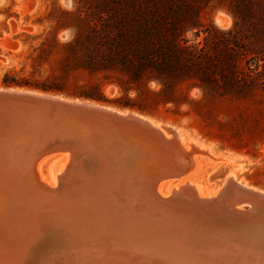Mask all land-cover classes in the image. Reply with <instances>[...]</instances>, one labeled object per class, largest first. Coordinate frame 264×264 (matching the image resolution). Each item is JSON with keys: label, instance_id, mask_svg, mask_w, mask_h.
Listing matches in <instances>:
<instances>
[{"label": "bare ground", "instance_id": "obj_1", "mask_svg": "<svg viewBox=\"0 0 264 264\" xmlns=\"http://www.w3.org/2000/svg\"><path fill=\"white\" fill-rule=\"evenodd\" d=\"M119 113L143 123L118 120L124 135L117 136L69 121L41 126L23 123L21 116L17 123L0 117V256H7L6 264L9 254L15 261L10 264H21L31 250L49 264H264L263 253L250 254L233 242L229 225L243 211L235 203L246 199L244 191H264L232 174L231 190L229 184L215 194L203 196L188 179L160 190L168 180L155 184V175L160 180L189 174L196 148L170 126L136 112ZM30 127L37 135L76 137L81 149L97 151L96 166L87 171L67 154L52 178L42 179L39 170L48 157L36 159L38 140Z\"/></svg>", "mask_w": 264, "mask_h": 264}, {"label": "trees", "instance_id": "obj_2", "mask_svg": "<svg viewBox=\"0 0 264 264\" xmlns=\"http://www.w3.org/2000/svg\"><path fill=\"white\" fill-rule=\"evenodd\" d=\"M209 10L226 11L233 27L205 26ZM55 19L54 33L31 55L34 63L53 62L49 74L34 81L6 75L5 86L109 103L105 87L113 85L123 109L188 105L200 117L213 105L264 93V0H73ZM60 30L73 38L59 42ZM193 89L199 99L189 97Z\"/></svg>", "mask_w": 264, "mask_h": 264}, {"label": "rangeland", "instance_id": "obj_3", "mask_svg": "<svg viewBox=\"0 0 264 264\" xmlns=\"http://www.w3.org/2000/svg\"><path fill=\"white\" fill-rule=\"evenodd\" d=\"M72 9L73 0H0V89L54 95L100 104L121 112L132 111L152 119L157 125L174 128L186 143L196 148L195 152L192 151L195 166L192 168L193 171L178 178L179 180L175 178L162 182L164 184L159 188L164 192L168 191L174 181L175 185H180L191 180L190 182L198 186L203 196L215 194L222 190L231 174L236 175L239 182L264 191V93L245 102L213 105L210 112L207 109L205 117H200L188 105L180 108L173 105L158 106L147 109L145 113L123 109L117 105L122 94L113 85L105 87L109 103L31 88L5 86L3 81L6 75L20 74L29 81L46 78L53 62L34 63L31 55L35 56L34 48L39 47L50 32L54 33L55 18L61 16L62 11ZM220 17L229 20L226 26L219 24ZM202 21L205 26H211L219 31H227L234 25L233 18L224 10L206 11ZM55 34L61 43L73 38L71 30H60ZM202 37L197 41L202 40ZM188 39L196 42L194 32L188 34ZM33 72L36 74L33 75ZM151 88L158 89L156 84H151ZM189 97L199 99L201 93L193 89ZM64 155L67 154H50L42 159L48 157L42 166L43 169L39 170L42 179L45 176L52 178L53 171L63 163L61 156Z\"/></svg>", "mask_w": 264, "mask_h": 264}, {"label": "water", "instance_id": "obj_4", "mask_svg": "<svg viewBox=\"0 0 264 264\" xmlns=\"http://www.w3.org/2000/svg\"><path fill=\"white\" fill-rule=\"evenodd\" d=\"M20 116L25 118V120L18 118ZM0 117L2 119L6 118L10 121H14L15 123L20 120L23 123L27 122V124H29V121H38L41 123V126L45 123H47L46 125H56L64 124L69 121L70 123L78 125L81 129L87 130L89 127H93L99 133L106 135H124L120 124H118V120L135 121L137 124L143 123V120L135 115L125 117L123 114H120L118 110H109L105 106L99 107L95 105V103L93 104L85 101L81 103L77 101L68 102L54 95L14 89H4L0 91ZM151 129L158 131L155 127ZM27 130H30L38 140L34 146L37 151L36 159H39V161L50 154L66 153L70 155L71 158L75 157L78 162L84 163L85 169L91 172L92 170L90 167L93 165L96 166L95 162L99 160L97 151L81 149L83 148L82 145H80L81 142L76 137L62 135L52 136L46 135V133L37 135L33 133L32 127ZM155 177V184L161 183L165 179L179 178L178 175L167 176L160 180H158L160 177L157 178V175H155ZM228 178L224 186L230 184V187L227 189L231 190L233 185L232 181ZM233 183L239 186L235 181H233ZM244 195L246 199L235 203V207H242L243 211L239 214H234L229 221V225L233 228L236 235L233 242L242 245L244 247L243 249H249L250 254H253L251 250L254 253L259 251L263 253L264 257V195L251 190H247V192L244 191ZM202 201L205 202L204 199H202ZM208 203H210V201ZM243 231L244 233L241 234ZM38 251L39 250H31L30 257L21 264H41L39 262L41 254ZM2 257V264H6L5 259L7 256L2 254L0 259ZM10 262L15 263L9 254L7 264H10Z\"/></svg>", "mask_w": 264, "mask_h": 264}]
</instances>
